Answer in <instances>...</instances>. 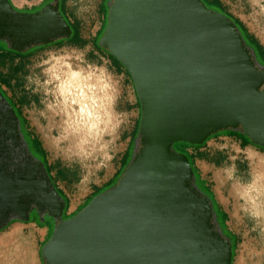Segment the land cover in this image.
<instances>
[{"label": "water", "instance_id": "water-1", "mask_svg": "<svg viewBox=\"0 0 264 264\" xmlns=\"http://www.w3.org/2000/svg\"><path fill=\"white\" fill-rule=\"evenodd\" d=\"M59 0L19 11L0 0V40L22 53L69 39ZM100 45L132 77L140 151L118 183L63 219L66 202L0 91V232L32 212L56 222L45 264H233V243L177 143L239 130L264 148V67L236 25L203 0H113Z\"/></svg>", "mask_w": 264, "mask_h": 264}, {"label": "rangeland", "instance_id": "rangeland-1", "mask_svg": "<svg viewBox=\"0 0 264 264\" xmlns=\"http://www.w3.org/2000/svg\"><path fill=\"white\" fill-rule=\"evenodd\" d=\"M22 1L12 2L26 13L53 2ZM221 1L264 47V0ZM101 3L102 0H67L63 7L66 16L79 24L82 42L77 47L69 43L34 46L17 57L7 53L12 49L10 44L0 40V79L9 82L1 88L28 121L21 130L38 137L46 150L50 177L66 202L63 219L78 213L95 194L108 187L109 181L118 182L123 155L129 149L133 159L141 148L139 134L135 132L133 136L141 111L133 80L119 74L110 58L93 44L103 22ZM70 65L91 70L95 81L102 83L105 113L92 134L80 113V103L72 101L71 93L65 98L58 95L55 76L64 74ZM57 105L62 114L57 113ZM249 149L252 151L247 153ZM189 153H197L195 166L201 179L228 214L226 226L237 237L233 264H264V151L244 147L239 139L221 131L201 149H189ZM9 226L0 237L20 228L22 237L34 243L36 263L45 264L42 248L53 234L55 220L33 211L29 222L13 220Z\"/></svg>", "mask_w": 264, "mask_h": 264}, {"label": "trees", "instance_id": "trees-1", "mask_svg": "<svg viewBox=\"0 0 264 264\" xmlns=\"http://www.w3.org/2000/svg\"><path fill=\"white\" fill-rule=\"evenodd\" d=\"M109 1H111V0H102V3L100 5L99 11L102 13V21L103 22H102V26H101L99 32L97 33L95 42L93 44H94L95 48H97L99 51L105 53L110 58L111 63L113 64V66L115 67V69L117 70V72L119 74H127L128 75V78L132 82L131 75L125 69V67L114 56H112L109 53L108 50L104 49L100 45V39L102 38V36H103V34L105 32V29H106V26H107V22H108V14H109V9H110V6L108 5V2ZM203 1H204V3L206 4V6L209 9H212L214 11H218V12L224 13L227 17H229L232 21H234L236 23V25L241 30V32H242V34H243V36L245 38V41H246L247 45L254 51L255 57H256L258 63L264 65V47L260 44V42L257 40L256 37H254L253 35H251L249 33V31L246 28V26L244 25V23L240 19H238L237 17H235L233 14H231V13L228 12L225 9V7H224V5H223V3H222L221 0H203ZM59 2H60V8H59V10L64 15V17L67 19V21L69 22V24H70V26L72 28L73 33H72V35H71V37L69 39H60V40L55 41L52 44L41 45L40 47H44V46L47 47V46H51V45H61L63 43H69L70 45L75 46V47L81 45V42L82 41H81V31H80V28H79V24L77 22H72L66 16V14L63 12V7L65 6L67 0H59ZM32 48H34V47H32ZM8 52H11L12 54L14 53V55L17 56V57H22L23 55L27 54L29 52V50H26V51H24L22 53H19L17 51H14L13 49H10L9 51H7V53ZM1 53H3V52L1 51ZM8 84H9V82L7 81L6 78L0 79V90L4 93L5 96H6V93L2 90L1 87L2 86H6L7 87ZM7 99L12 104V106L15 109V111L17 112V115L19 116L20 121H21V125L23 126V125L27 124L28 121L25 118L22 117V114L20 113V110H19V106L18 105H15L10 98L7 97ZM137 105L139 106V108H140L141 111L139 113V118H138V122H137V125L135 127V130L133 131V136H134V133L135 132H136V135L139 134L140 121H141V115H142V109H141V105H140V102H139L138 98H137ZM22 132H23V135L25 136V140L27 141V143L29 145V148H30V151L32 152V154L36 158H38L40 160L42 159V161L44 162V164H45V166L47 168V171L49 172V174H51V171H50V169H49V167L47 165V162H46V154L47 153H46V150L43 148L40 139L38 137H36L35 135H30V134L24 133L23 130H22ZM224 132L228 133L229 136H231V137H234V138L239 139L240 140V143L244 147L253 146V147H256L257 149H259L261 151H264V148L253 144L251 142V140L248 137H246L241 131L238 132L236 130H226ZM214 135H212L211 137H209L208 140L203 145H191V144H188V143H177V144L174 145V149L177 152H179V153L186 154L188 156V158L190 159V162L192 164V167H193V170H194V173H195V183H196L197 187L204 194H206L207 196H209L211 198V200L213 202V206H214V211H215L216 217H217V222H218L219 226L221 227V229H222L223 233L225 234V236H227L229 239H231V241L233 243V251L235 252V247H236V244H237V237L233 233H231L230 231H228V228L226 226V222L228 220V214L219 205V203L215 199V196H214L212 190L210 189V187L207 186L206 183L204 182V180L201 179L200 173H199L198 169L195 166V158H196V154L197 153L195 155L193 153H189V149H196V150L201 149L210 139L213 138ZM131 160L132 159H131V156H130V151L128 149L127 152L123 155V158L121 160L122 170H121V172L119 174L117 172V174H118V177L117 178L119 180L123 176V174L125 172V169L130 164ZM117 183H118L117 181H112V180L109 181L106 184L108 187L105 188L104 190H106V189L108 190V189L112 188ZM104 190H102L99 193L95 194L88 201V203L95 196H97L101 192H104ZM58 192L62 195V192L60 190ZM87 204H85V206ZM84 207H82L79 211H81Z\"/></svg>", "mask_w": 264, "mask_h": 264}, {"label": "bare ground", "instance_id": "bare-ground-1", "mask_svg": "<svg viewBox=\"0 0 264 264\" xmlns=\"http://www.w3.org/2000/svg\"><path fill=\"white\" fill-rule=\"evenodd\" d=\"M71 65L64 74L55 76L60 93L58 95L65 98L71 93L72 101L80 103V113L87 121L89 133L92 134L105 113L102 110L104 108L102 83L95 81L91 70L83 71ZM60 102L59 100L58 103ZM54 110L56 111L53 109L52 114ZM61 112V106H58L57 113L62 114ZM20 231V228H13L6 236L0 237V264H37L34 243L29 241V237H22Z\"/></svg>", "mask_w": 264, "mask_h": 264}, {"label": "crops", "instance_id": "crops-1", "mask_svg": "<svg viewBox=\"0 0 264 264\" xmlns=\"http://www.w3.org/2000/svg\"><path fill=\"white\" fill-rule=\"evenodd\" d=\"M22 2H23L22 4H24L25 1L23 0ZM14 5H15V4H14ZM251 151H252V150L249 149L247 153H250Z\"/></svg>", "mask_w": 264, "mask_h": 264}, {"label": "flooded vegetation", "instance_id": "flooded-vegetation-1", "mask_svg": "<svg viewBox=\"0 0 264 264\" xmlns=\"http://www.w3.org/2000/svg\"><path fill=\"white\" fill-rule=\"evenodd\" d=\"M237 131L239 132V130H237ZM35 213H37V212H35ZM37 214H38V213H37ZM14 223H18V222H14ZM14 223H12V224H14ZM12 224H11V225H12ZM11 225H10V226H11ZM10 226H9V227H10ZM1 232H2V231H1ZM1 232H0V233H1Z\"/></svg>", "mask_w": 264, "mask_h": 264}]
</instances>
